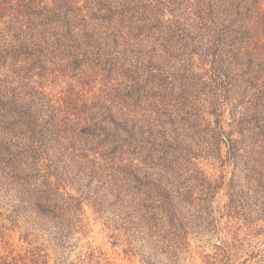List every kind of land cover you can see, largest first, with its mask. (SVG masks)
<instances>
[{"label": "trees", "instance_id": "1", "mask_svg": "<svg viewBox=\"0 0 264 264\" xmlns=\"http://www.w3.org/2000/svg\"><path fill=\"white\" fill-rule=\"evenodd\" d=\"M82 199L141 264L264 235V0H0V234L30 246L0 264L74 247Z\"/></svg>", "mask_w": 264, "mask_h": 264}, {"label": "rangeland", "instance_id": "2", "mask_svg": "<svg viewBox=\"0 0 264 264\" xmlns=\"http://www.w3.org/2000/svg\"><path fill=\"white\" fill-rule=\"evenodd\" d=\"M202 168L215 177L222 173L221 168L206 161L202 162ZM228 170L229 169H226L225 171ZM229 175L230 173L228 172L227 178ZM71 193L75 194L72 190ZM224 193L225 189L221 190L217 197L220 206L227 200ZM82 210L90 223V231H88L85 236L81 235L74 247L61 248L41 238L37 240V244L41 249L40 253L45 256V264H94L92 260L85 258L88 245L94 249L95 255H99V252H102L104 260L108 259L114 264H141L139 257H132L124 254L122 251L124 245L120 244V239L116 241L115 245H112L114 239L110 237L111 231L104 226L103 221L94 213L90 202L86 199H82ZM0 211L5 212L4 208H0ZM227 219L228 218L224 216L222 223L224 224ZM5 223H7V227H9L8 222ZM229 225L231 226L232 233L226 237L227 240H231L235 232L239 233V238L245 239V244L241 247L243 250L235 249L236 251H233L229 264H257L256 257L252 255L256 253L258 249L264 247V243H262L264 235L255 236L243 226L237 229V227L241 225V221L237 222L236 219H230ZM4 233L5 234H0V255L8 254L10 250L13 251V254L19 252L20 249L22 250L21 252H23L24 249L26 250L30 247L26 242L20 239L19 231L5 230ZM213 243H218V241L212 239L208 243H202L195 239H191L186 258L181 264H206V255H213L216 250L212 247Z\"/></svg>", "mask_w": 264, "mask_h": 264}]
</instances>
